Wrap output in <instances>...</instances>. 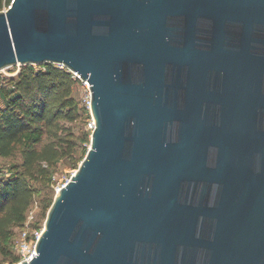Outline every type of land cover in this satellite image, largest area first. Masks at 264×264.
<instances>
[{
	"label": "water",
	"instance_id": "water-1",
	"mask_svg": "<svg viewBox=\"0 0 264 264\" xmlns=\"http://www.w3.org/2000/svg\"><path fill=\"white\" fill-rule=\"evenodd\" d=\"M46 63L94 128L16 264H264V0H12L0 72Z\"/></svg>",
	"mask_w": 264,
	"mask_h": 264
},
{
	"label": "trees",
	"instance_id": "trees-1",
	"mask_svg": "<svg viewBox=\"0 0 264 264\" xmlns=\"http://www.w3.org/2000/svg\"><path fill=\"white\" fill-rule=\"evenodd\" d=\"M10 4L11 0H0V10ZM80 82L68 68L55 63L24 64L16 76H0V157L12 159L9 175L0 172V264L19 262L13 249L37 193L46 219L56 194L54 174L59 163L74 159L78 168L88 151L76 156V134L62 122L78 117L73 91Z\"/></svg>",
	"mask_w": 264,
	"mask_h": 264
},
{
	"label": "rangeland",
	"instance_id": "rangeland-1",
	"mask_svg": "<svg viewBox=\"0 0 264 264\" xmlns=\"http://www.w3.org/2000/svg\"><path fill=\"white\" fill-rule=\"evenodd\" d=\"M18 70V66L16 67H9L0 72L1 77H13L16 76ZM17 72V73H16ZM73 95L75 96L76 100L79 103V111H78V117L74 121H68L66 119H63L62 122L65 123V125L69 126L76 134L77 142L79 144V151L77 153V157H80L81 151L85 150L86 148H89L91 145V137H92V131L93 128L91 127V124L94 123L93 117L90 110V89L89 84L87 81H82L80 83H77L74 87ZM12 159H4L0 157V172L7 173V168L9 166V162ZM75 160H69L67 158L63 159L59 165L58 168L54 174V190L57 191L59 187H61L63 184H65L72 176L74 171L77 169L75 168ZM42 196L40 193H37L36 198L34 202L32 203L29 212L37 213L38 220L40 224V228L38 229V232H41L44 227V214H43V207L40 203ZM41 229V230H40ZM32 233V232H31ZM14 254L19 255L16 248L13 249ZM18 263V262H16ZM15 263V264H16ZM3 264H10L9 261L4 262Z\"/></svg>",
	"mask_w": 264,
	"mask_h": 264
},
{
	"label": "built area",
	"instance_id": "built-area-1",
	"mask_svg": "<svg viewBox=\"0 0 264 264\" xmlns=\"http://www.w3.org/2000/svg\"><path fill=\"white\" fill-rule=\"evenodd\" d=\"M9 6L10 5L4 6V9H7ZM16 66H18V70H17L18 72L20 70L21 64H17ZM71 72L73 73V77L81 79L78 72L75 71H71ZM91 127L94 128V123L91 124ZM6 175H9V173H6ZM35 222H36V213L29 212L27 215V220L25 222V225L22 227L19 236L15 242V248L17 249L20 256L19 262L25 259L29 261L35 255V244L40 235V232H38V229L35 227Z\"/></svg>",
	"mask_w": 264,
	"mask_h": 264
},
{
	"label": "bare ground",
	"instance_id": "bare-ground-1",
	"mask_svg": "<svg viewBox=\"0 0 264 264\" xmlns=\"http://www.w3.org/2000/svg\"><path fill=\"white\" fill-rule=\"evenodd\" d=\"M88 83V82H87Z\"/></svg>",
	"mask_w": 264,
	"mask_h": 264
}]
</instances>
